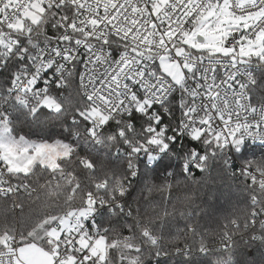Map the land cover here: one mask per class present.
I'll return each mask as SVG.
<instances>
[{
	"label": "snow or ice",
	"instance_id": "obj_1",
	"mask_svg": "<svg viewBox=\"0 0 264 264\" xmlns=\"http://www.w3.org/2000/svg\"><path fill=\"white\" fill-rule=\"evenodd\" d=\"M213 168L251 204L200 236L189 177ZM0 198V264H248L231 249L264 246V0H0Z\"/></svg>",
	"mask_w": 264,
	"mask_h": 264
},
{
	"label": "trees",
	"instance_id": "obj_2",
	"mask_svg": "<svg viewBox=\"0 0 264 264\" xmlns=\"http://www.w3.org/2000/svg\"><path fill=\"white\" fill-rule=\"evenodd\" d=\"M55 129L49 127L45 131H41L37 127L22 126L20 134L28 136L32 140H38L45 134H54ZM195 181L194 183L192 181ZM191 187L196 189L193 195L197 198L195 206L192 210V223L199 226L198 235L203 236L213 230L218 229L222 224L226 223L227 217L242 207L251 204L249 185L245 179L239 174H232L230 171L225 172L223 169L213 168L210 173L195 172L194 177H189ZM25 197H20L17 200L19 203ZM2 200V198H0ZM8 207H12L9 199ZM14 211L19 214L21 209L15 208ZM181 227L179 230H174L170 239L172 242L183 239V221H180ZM260 237L257 240L250 239L247 235H238L234 238V247L231 249V254L238 260L247 261L248 264H264V246L259 244ZM250 254V255H248ZM204 254H201L192 249L190 252L182 251L179 256H169V264H178L180 261H188V264H198L199 261L206 259ZM214 258V256H213Z\"/></svg>",
	"mask_w": 264,
	"mask_h": 264
},
{
	"label": "built area",
	"instance_id": "obj_3",
	"mask_svg": "<svg viewBox=\"0 0 264 264\" xmlns=\"http://www.w3.org/2000/svg\"><path fill=\"white\" fill-rule=\"evenodd\" d=\"M17 196L20 198V197H25L27 196V194L21 189L20 192L17 194ZM4 199V198H2ZM11 200V198H9Z\"/></svg>",
	"mask_w": 264,
	"mask_h": 264
}]
</instances>
